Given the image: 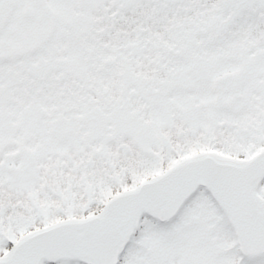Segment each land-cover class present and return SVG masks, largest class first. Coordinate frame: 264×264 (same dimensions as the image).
<instances>
[{
  "label": "snow or ice",
  "instance_id": "6c2138e0",
  "mask_svg": "<svg viewBox=\"0 0 264 264\" xmlns=\"http://www.w3.org/2000/svg\"><path fill=\"white\" fill-rule=\"evenodd\" d=\"M0 264H264V0H0Z\"/></svg>",
  "mask_w": 264,
  "mask_h": 264
}]
</instances>
